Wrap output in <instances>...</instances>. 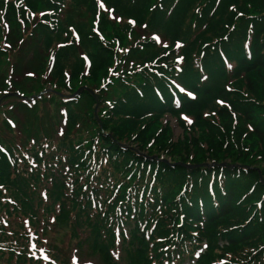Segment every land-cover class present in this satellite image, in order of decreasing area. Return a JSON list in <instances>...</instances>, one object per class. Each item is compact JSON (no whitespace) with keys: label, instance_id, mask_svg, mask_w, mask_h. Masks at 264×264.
<instances>
[{"label":"trees","instance_id":"1","mask_svg":"<svg viewBox=\"0 0 264 264\" xmlns=\"http://www.w3.org/2000/svg\"><path fill=\"white\" fill-rule=\"evenodd\" d=\"M83 2L94 19L97 0H0V98L10 91L29 96L56 81L71 89L70 73L86 79L83 53L105 74L82 82L91 100L71 119H80L78 128L68 124L56 140L27 135L22 123L19 132L27 136L18 133L17 142L11 132L0 140L11 154L0 151V264H40L37 232L51 227L49 264H72L74 245L104 264H117L123 253L126 264H172L177 252L192 258L203 239L208 248L197 264H222L215 256L264 264L260 172L221 162L242 153L236 148L249 138L264 142V0H125L123 12L115 5L120 21L107 14L97 30H81L77 42L70 21ZM27 9L45 15L35 18ZM25 81L30 88L19 86ZM173 81L198 99L177 92ZM214 81L229 104L201 115L199 97L212 96ZM176 99L186 112H198L204 140L173 141L161 118L176 109ZM166 157L172 161H161ZM208 160L215 165L204 166ZM241 175L247 177L236 179ZM202 220L208 222L197 238L192 231Z\"/></svg>","mask_w":264,"mask_h":264},{"label":"rangeland","instance_id":"2","mask_svg":"<svg viewBox=\"0 0 264 264\" xmlns=\"http://www.w3.org/2000/svg\"><path fill=\"white\" fill-rule=\"evenodd\" d=\"M104 7L100 8L99 4L101 2L98 1V9L96 10V15L94 16V19H92V13L89 12L88 2H83V7L76 13L71 18L70 21V30L73 34V36L80 37L81 33L80 31L82 30L83 32L85 31H91L94 29H98V25H100L101 22H104L102 20L103 16H107V14H113V16H116V18L122 17L119 14H116V7L115 5L123 12L126 4L125 0H110V4L106 3L104 0ZM38 9H41L42 7L38 5ZM74 8V7H73ZM31 14L36 18L37 14L39 15H45V12H35L34 13L29 9L28 14ZM131 19V18H129ZM99 63L96 62V65ZM86 65V71L83 72V75L86 77V79H80L76 77V75H72L71 73L66 76L65 80L67 81V84H69L72 88L69 89L67 87H62V85L58 82L55 84L56 86H51L48 87V89L39 91L40 89L37 90L36 93L29 94L28 98L29 100H26L28 104L20 103V104H15V105H6V101H4L0 107V122L7 123L9 126V129L13 131V127H15L14 124L19 125V128L22 127V123H24V128H29L30 132L27 135H32L34 138H36L38 135L41 134H47L50 133L52 136H60L62 132H66L68 130V124L72 126V128H78L80 119L77 121H72V117L74 114L78 112H82V108L86 107L85 104L83 105V102H86L88 104V98L91 100L89 97H87L84 92V85L83 83H94L92 80H103L105 74L104 72H99L100 67L93 65L92 60L90 62L87 60L85 61ZM53 63H52V68H53ZM92 68H94L95 72H97V76L95 77L92 74V71H90ZM104 69H106L103 66ZM98 77V79H97ZM96 81V82H97ZM31 83L28 81H25L24 83H21L19 86L21 88H30ZM43 87V86H38V88ZM55 88L59 89L60 94L55 93ZM22 89V90H24ZM55 91V92H54ZM220 91V82L219 81H214V93L212 96H208L205 98L204 95L202 97H199V101L202 102V111L201 115H204V111L208 108H211L212 105L222 103V104H229L228 101H226L225 95L218 94ZM99 92L95 93L96 96H99ZM27 98V99H28ZM198 99V97H197ZM32 100V101H31ZM79 100V101H78ZM264 104V99L262 101ZM99 104V103H98ZM22 107L24 108H15V107ZM93 107V106H92ZM13 108H15L13 110ZM169 111V113L164 114V116L161 118L162 122L164 124H167L170 126L172 129V138L173 141H178L179 139L182 140L184 143H194V139H198L200 141L204 140L202 139L203 132L198 128L197 125H195V120L199 115L197 114L198 112L192 113V112H186L182 106H179L176 109H172ZM182 118L185 121V124L188 126V129L185 133L184 128L179 122V118ZM187 117V119H185ZM210 117V116H209ZM16 118H18V121H16ZM179 122V123H178ZM239 124L245 125L247 123L243 118L238 121ZM250 126V124H249ZM251 127V126H250ZM252 129V128H251ZM18 130V127L16 128ZM9 130L5 128L2 124H0V140H4L6 138L15 136L13 134H10L8 132ZM21 137L27 136L26 133L21 131L20 133ZM20 135H16L15 139L19 140ZM55 137L56 140L58 138ZM251 142H253L251 144ZM121 143L125 146H131L134 148H137V144H130L126 140H121ZM256 143V144H254ZM264 142L260 143L257 140H253L249 138L247 141H245L243 144L238 146L236 148L237 151H242V153L235 154L233 157L231 156L230 158H226V160L221 161L222 166H229L230 170H234L236 168L241 167L242 169H248V170H256L260 172L261 180L264 184V160H262L260 157L264 153L263 146ZM193 144H191L190 148L193 150ZM205 147L208 148V145L205 144ZM208 155L210 154L207 153ZM256 155L258 158V161H255L254 165L250 163L251 158ZM222 158V156H220ZM161 161H164L166 163H170L172 160L169 157L166 158H161ZM214 161H206L204 166H213L215 165L213 163ZM246 164L244 166V164ZM229 164V165H227ZM256 168V169H255ZM247 177L246 175H241L240 177H236V179ZM210 177H207V181H209ZM243 183V181L241 182ZM252 190L255 188L254 186H251ZM257 202V201H256ZM35 210H37V201L34 202ZM208 221L202 220L200 224H195L194 229H193V236L195 237H200L201 232L206 228V224ZM54 230H56L55 227H51L50 233L48 234H43L42 229L38 230V234H40V239L42 240V245H40V252L42 256V260L40 264H49L51 262L50 255L49 253L45 252L44 249H49L50 243L55 240L54 238ZM129 238V234L127 233V239ZM203 242H207L206 239H203ZM49 246V247H48ZM83 249L77 250V253L73 255L75 257V264H104L102 262L101 257L96 254V253H89V249L82 247ZM43 249V251H41ZM120 249V247H119ZM71 252L76 250L75 246H72V249H70ZM50 254L53 256V252L49 249ZM219 253L221 251L219 250ZM217 254V253H215ZM44 256H47L48 259H44ZM230 257V256H229ZM213 260H220L222 264H225L227 262L226 258L224 257H219L215 256ZM127 260L125 258V254L123 253L119 260L117 261V264H126ZM214 264V263H213Z\"/></svg>","mask_w":264,"mask_h":264},{"label":"snow or ice","instance_id":"3","mask_svg":"<svg viewBox=\"0 0 264 264\" xmlns=\"http://www.w3.org/2000/svg\"><path fill=\"white\" fill-rule=\"evenodd\" d=\"M101 7H103L102 4H101ZM130 23H134V21H130ZM152 39H153L156 43H161L160 37L157 36V35H155V34L152 35ZM177 46H179V45L177 44ZM125 50H126V49H125ZM177 59H180V57H177ZM28 75H33V73H28ZM189 95H191V93H189ZM185 119H187V117H185ZM0 151H4V149H3V148H0ZM32 247H36V245H32ZM41 251H43V249H41ZM44 259H48V257H47V256H44ZM73 260H75V257L73 258Z\"/></svg>","mask_w":264,"mask_h":264}]
</instances>
